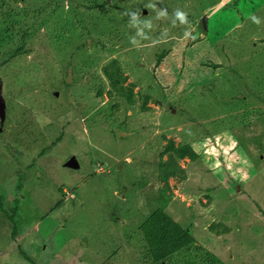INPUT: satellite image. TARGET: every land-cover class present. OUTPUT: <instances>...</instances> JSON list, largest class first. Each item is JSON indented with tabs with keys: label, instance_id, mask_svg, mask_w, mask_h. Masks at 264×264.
Masks as SVG:
<instances>
[{
	"label": "rangeland",
	"instance_id": "obj_1",
	"mask_svg": "<svg viewBox=\"0 0 264 264\" xmlns=\"http://www.w3.org/2000/svg\"><path fill=\"white\" fill-rule=\"evenodd\" d=\"M10 4L30 17L0 46V264H153L141 226L169 141L199 154L166 210L198 248L158 264H264V0ZM25 25L35 37L13 59ZM113 61L133 105L109 95Z\"/></svg>",
	"mask_w": 264,
	"mask_h": 264
},
{
	"label": "trees",
	"instance_id": "obj_2",
	"mask_svg": "<svg viewBox=\"0 0 264 264\" xmlns=\"http://www.w3.org/2000/svg\"><path fill=\"white\" fill-rule=\"evenodd\" d=\"M10 1L19 2L21 0H0V46L4 43L14 45L17 39V25L20 26L21 22L28 20L30 17L28 8L20 9V7L17 8L18 5L16 4L11 6ZM51 9L49 7L38 10V15L41 18L43 17L42 19L47 18L55 13V10ZM18 31L21 36L18 42L20 45L12 53L13 59L29 52V49L27 50L25 47L28 46L36 33V29L29 25H25L24 28H20ZM163 58V56L159 58L157 66L161 65ZM103 73L110 84V97L117 95L129 105H133V90L130 85L125 86L127 77L123 75L120 63L118 61L111 62L103 69ZM166 156L167 158L164 159ZM184 159L196 162L199 159V154L195 152L191 145H176L173 141H169L160 156L158 181L163 184V188L159 191L158 208L141 226V232L147 247V259L153 264L167 263L178 255L190 254L192 249L198 248L194 236L175 222L166 212L173 198L169 180L174 178L179 182H184L187 179L185 169L179 163ZM0 205L2 206L1 198ZM1 211L4 212V209ZM8 217L13 222V217L7 214ZM226 231L228 232L227 229H225V233ZM205 252L207 251L205 250ZM198 257L195 258L196 261L188 259L183 264H202L197 260Z\"/></svg>",
	"mask_w": 264,
	"mask_h": 264
},
{
	"label": "clouds",
	"instance_id": "obj_3",
	"mask_svg": "<svg viewBox=\"0 0 264 264\" xmlns=\"http://www.w3.org/2000/svg\"><path fill=\"white\" fill-rule=\"evenodd\" d=\"M126 14L130 15V17H131V20H130L131 26L137 27V35L138 36H142L143 39H149V37L144 34L143 29L139 28L138 25H137V21L139 19L138 13L132 12V13H126ZM165 16H167V10L166 9L160 10L158 12V14H157V18H162V17H165ZM174 17H175V19L173 20V25H175L177 20L181 24H187L188 23L187 13L182 11V10H180V9H176L175 10ZM252 19H253V22H255L257 24L260 23L258 18L253 17ZM145 26L148 27V28H151V22L150 21H145ZM185 35L188 36V35H190V33L186 32ZM131 42L133 43V45H137L139 43L136 40L135 37H131Z\"/></svg>",
	"mask_w": 264,
	"mask_h": 264
},
{
	"label": "water",
	"instance_id": "obj_4",
	"mask_svg": "<svg viewBox=\"0 0 264 264\" xmlns=\"http://www.w3.org/2000/svg\"><path fill=\"white\" fill-rule=\"evenodd\" d=\"M206 26V24H204ZM3 123H4V117L1 115L0 116V133L3 132ZM66 168L69 169H79V163L77 162L75 157H72L66 164ZM187 232L191 234V226L187 229Z\"/></svg>",
	"mask_w": 264,
	"mask_h": 264
}]
</instances>
